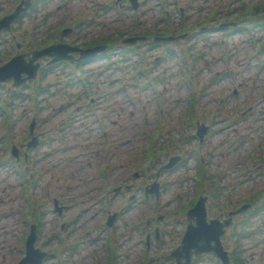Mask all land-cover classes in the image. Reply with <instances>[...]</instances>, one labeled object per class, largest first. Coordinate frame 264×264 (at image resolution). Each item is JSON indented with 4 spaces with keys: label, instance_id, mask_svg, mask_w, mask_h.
I'll use <instances>...</instances> for the list:
<instances>
[{
    "label": "rangeland",
    "instance_id": "374dc122",
    "mask_svg": "<svg viewBox=\"0 0 264 264\" xmlns=\"http://www.w3.org/2000/svg\"><path fill=\"white\" fill-rule=\"evenodd\" d=\"M4 1L5 5L2 7V9H0V13L6 12L13 4V0H0V6L3 5ZM83 4H85V8L88 6V3L86 1H83ZM71 5H73V1H71ZM61 6V0H54L53 2H50L48 4V7L46 9H42L41 13L38 14V16L32 15L35 12L31 13L30 15H26L23 20L22 27L27 26L28 30H31L33 28L32 25L34 24V22L36 23L39 19L47 17L46 25L42 24V27L33 29V31H35V29L39 30L40 34L44 33L47 26L50 25L53 27V24L61 20V15L59 14ZM47 12L50 13L47 15ZM101 25H105L106 27L110 28V30H115L118 27L122 26V23H120L116 17H99L95 22L93 32L96 33L97 31H100ZM57 26L58 25L55 24L53 28H56ZM242 37L243 35L236 37L233 35L228 38L232 69L236 72L237 75L234 76V78H232L230 74L223 78L219 77V81L209 84V86L201 92V94L203 95L202 98L205 102L204 104L210 107V109L215 103H217V101H220L219 99H225L224 102L220 101L222 102V108L218 115L219 119L223 117L227 119L231 115H234L238 118L232 123L226 121V123H224L223 125V129L214 130L212 137L209 138L211 144L216 147L211 157H209V155L206 154V150H204V148H208L206 144L205 146L203 144L202 149L204 161H209L213 169L220 170L219 176L223 178L222 183L228 185L231 181L232 188L236 191V193L241 192L244 189L248 190L251 183L255 181L247 179V175H245L242 182V180L240 179L241 177H239L236 173L237 170L241 171L243 169L242 162H244V160L246 159L247 152L251 148H260V152L255 157L253 164H255L254 162H258V156L262 152H264V98L261 95L264 84V69H259L256 65H254L253 62L256 61L255 59H252V61L250 60V46L247 43L246 38ZM16 39L20 40V37L17 35ZM196 48V50H200L205 54L204 58H199L195 63L197 67L196 80L198 82V86H200L201 83L206 82L208 76L211 77L212 73L209 74V72L213 68H221L222 70V63L219 57V53L216 47L213 46V44L202 45L201 43H197ZM249 62H252V65H248ZM53 79L55 80V75H53ZM178 79L179 76L176 75H171L168 78L169 87L167 101L169 104L170 113L174 114V116H176L180 112V110L183 108L182 106H186L188 104V96L190 93V89L186 84L182 87H176ZM232 91H240V95L234 96ZM151 95L152 94L148 90H144L138 98L134 96V100H131L128 96H125L124 93H122V102L120 104L114 105L113 108H109L110 106H112V104L107 102L105 104L106 108L104 109L107 121L106 125H108V127L110 128L109 134L112 139L111 154L109 156V163L111 164V167L109 172H111L112 176L117 175L118 173L123 174L122 183L124 184L122 187H120L119 191H114L110 199V204L112 206V210L119 211L122 209V214L117 224L118 229L122 233L124 246L126 247L131 243L135 246L131 249V252L134 251L133 255L131 256L130 252L129 256L120 257L118 261L119 264H139L138 254L141 255V253H143L146 249L145 245L138 240L139 237L141 239L143 238V234L140 229H142V226L145 224V221L148 218L155 219L157 218L158 214H163L170 210L172 206L166 205V199L173 191L174 194H177L178 188H180L179 186L184 181V178H186L188 175H191V173L193 174V171H195L196 167L194 165L196 163L195 158L192 157L193 155H189L187 161H183L184 165L180 166L179 169L176 170L177 172L172 174L178 175L179 172L181 173V171H184L180 184L176 183L168 185L167 192L162 191L161 193L162 200L160 202L157 201L154 195L151 196L148 202H142V199L140 198V196H142L144 186L142 182H144L146 178L143 176V173H139V176L137 178H132V173L135 170H138V172L140 170L138 164L140 161L135 160L137 163V168H135L132 166H135L136 164L131 162V160L134 159L135 156L138 157L141 155V153L138 152L136 148L142 146L141 143L149 138L152 129L156 126V123L153 122L156 111L150 110L151 114L149 112L150 115H148V124H146L142 118L138 117L137 108H139L138 106L141 103H145L148 106L149 110ZM119 97L120 96H118V98ZM196 100L199 101V98L197 97ZM248 100L254 101L250 102L253 104L252 111L247 113L246 117L242 119L241 111L246 108V103ZM53 108H57V103H55L54 101L46 111V115H48L49 118L56 116L53 113ZM245 112H247V110H245ZM78 127L79 129L82 128L81 125H78ZM166 128L168 129V126ZM177 128L179 133L183 134L184 136L191 134V132L188 130L187 125H179ZM160 132H162V127H160ZM92 134L86 132L79 135L78 137H75V139H72V137H70V143H74V151H78L81 153V155L76 158L72 169H75L76 177H81L79 185L75 188V191L76 193L81 194L84 200L90 199L97 193V191L96 193H92L91 190L93 188H96L97 190L101 182L98 173L95 172V167L99 159V155H97V150H99L100 146V144H98V133L95 130ZM181 139L182 140H180L178 143L183 146V150L189 151L190 141L184 139L183 137H181ZM228 140L230 141V143L227 142ZM168 151L169 147L165 145L162 149L158 150V154H165ZM56 155L61 156L60 152L56 153ZM64 166L65 169H58V167H56L54 168V170H49L47 168L42 173V177L45 178V180H43V186H45L46 180H49L54 172L56 173V176L58 172L59 176H61L65 170H67L70 174L72 170L70 171L65 164ZM250 169H253V167L251 166ZM262 169V171H264V168ZM151 172L153 175V170ZM164 180L167 181L168 177H165ZM118 183L119 182H117L116 184ZM127 184H131L132 188L130 186H127ZM56 186L57 182L54 183L53 187L55 188ZM2 187L0 186V188ZM182 189L183 191H187L186 182L185 188ZM131 194H135L134 201L131 200L130 202L132 203L127 206V208H124V206L126 205L125 199ZM186 194L191 195L192 193L186 192ZM65 197V195L61 196L60 199L63 200ZM181 198H183V196ZM3 207L4 205L2 204V202H0V209H3ZM70 214L71 212H68L65 217H63V215L56 216L53 214V216H50L48 218L45 225L40 226L41 233L43 232V234L41 235L43 236L47 234V236H44L43 238L47 239L48 237H50V243L47 244L49 246L46 247L53 246L56 249V241H59L67 236H70L69 239H71V234H69L68 232V227H66L64 231L55 228L58 219L63 217L62 219L68 220ZM162 222V226L165 230H174V233H172L175 234L174 236H176L177 231L181 229L180 224H177V226L174 227L173 221H170V223L164 221ZM179 226L180 228H178ZM21 233L22 227L20 225V222L12 220L8 216H2L0 214V264H8L13 256L20 255L17 250H11L10 246L14 244V246L19 249L18 241L16 240V234ZM55 233H57L58 235H56ZM172 234L168 235V246L172 245L176 240L175 237L171 241L170 238ZM228 234L229 232L226 236H228ZM227 242L230 247L233 246V238L231 234L230 236H228ZM245 242L252 243L253 241L252 239H246ZM242 244H244L243 241ZM7 246L12 253L7 251ZM96 248L97 247L94 244L87 252L92 253L93 249ZM103 248L104 252L99 257V259L101 257H104L106 253H108L107 247L105 245ZM165 248L166 247H164L163 249ZM158 253L159 247L154 243V246L151 247L148 254L155 256ZM247 254L250 260L255 259L254 261H257L258 258L264 256V243L254 250L247 251ZM200 259L203 260L195 264H200L207 259L208 263H210V259L213 262V259L209 258V256H203ZM72 260L73 262L69 264L93 263V257H85L84 260H82V256H79L75 259L73 258ZM77 260L79 261L76 262ZM151 261L152 264H154V260Z\"/></svg>",
    "mask_w": 264,
    "mask_h": 264
},
{
    "label": "water",
    "instance_id": "95a60500",
    "mask_svg": "<svg viewBox=\"0 0 264 264\" xmlns=\"http://www.w3.org/2000/svg\"><path fill=\"white\" fill-rule=\"evenodd\" d=\"M10 19V16L7 17V20ZM69 49H75L74 47H69L68 45L64 44H58L54 45L52 47L45 48L40 51L34 52V58L37 56L43 54V53H55L57 58L65 57L67 56L66 52ZM93 51V49H87V50H82V52L86 55L87 53ZM31 59L28 63H26L23 60V56L19 55L14 57L10 62L6 63L3 65L0 70L5 71L6 76H14L17 81H21L20 76L22 71H27L30 76H33L36 70V66H33L31 64ZM26 63V64H23ZM4 77L2 74H0V78ZM23 80V79H22ZM189 219L191 220L196 216V225H193L190 223L189 229L185 238V243L182 246L183 250L189 252V249L191 246H195L197 249H201L199 247V243L201 241L207 242L210 241L211 239H216L217 241V248L216 250L222 254L225 257L224 252L222 251L220 244H219V225L216 220H212V223H207L205 220V208H204V198H201L196 206L192 208L189 211ZM34 231L32 230L31 235L28 239V251L29 254L27 257L24 258V260L19 263V264H41V259L44 253L39 252V250L34 249L33 247V241L35 239L34 237ZM205 239V240H203ZM199 242V243H198ZM226 264L228 262L226 261Z\"/></svg>",
    "mask_w": 264,
    "mask_h": 264
}]
</instances>
